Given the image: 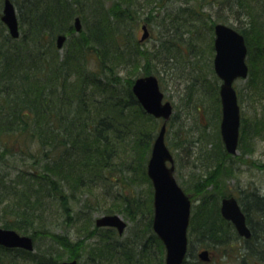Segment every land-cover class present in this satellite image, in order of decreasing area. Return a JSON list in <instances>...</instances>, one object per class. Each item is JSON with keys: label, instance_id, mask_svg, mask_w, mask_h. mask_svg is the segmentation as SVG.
Listing matches in <instances>:
<instances>
[{"label": "trees", "instance_id": "obj_1", "mask_svg": "<svg viewBox=\"0 0 264 264\" xmlns=\"http://www.w3.org/2000/svg\"><path fill=\"white\" fill-rule=\"evenodd\" d=\"M22 1L24 8L18 5L19 37L0 33V165L5 166V172L0 169V221L2 227L29 234L34 241L41 235L49 237L58 247L34 252L0 245V264H18L9 259L12 256L29 264H60L63 249L67 250V259H78L79 243L45 228L47 217L53 207H58L60 214L74 223L75 216L83 213L72 207L76 193L112 181L128 185L126 190H117L116 197L121 205L118 211L137 223L134 238L128 246L123 245L109 233L116 235V230L93 224L86 235L94 234L99 245L87 250V259L92 263L117 258L124 264H165L164 246L151 225L152 189L144 206L129 190L128 181H133L135 174L150 185L146 163L158 130L157 119L144 111L133 94L132 83L137 76L154 73L151 68L155 63L165 71L184 69L189 64L200 69L199 56L204 52L202 48L194 50L192 45L203 35L199 26L190 24L202 20L201 25H205L207 13L198 7V0H190L194 2L179 7L174 15L165 8L169 0H146L150 1L146 3L150 11L144 18L135 15V0H115L107 9L105 0ZM236 1L249 9L256 5ZM88 9L98 16L94 24L77 33L71 21L80 13L86 22L84 11ZM161 9H165L164 14L155 19L152 12L159 14ZM259 17L258 13L249 15V22L236 29L243 34L248 48V79L263 90L264 20ZM141 20L148 24L157 21L158 25L164 21L167 31L174 33L161 36L159 44L142 47L136 36ZM209 20L207 27L213 30L216 21ZM61 33L68 35L62 53L54 42ZM185 34L188 37L182 40ZM212 51L213 42L205 52ZM119 67L129 71L123 81ZM206 82L215 87L220 118L218 90L211 80ZM262 108L264 118V104ZM206 157L217 165L214 172L211 169L205 175L209 179L206 187L214 186L205 190L206 179L197 185L200 202L191 209L188 238L197 232L206 246L227 247L233 225L221 216L219 201L230 192L215 183L225 184L222 177L231 174V167L225 166L231 155L224 149L219 129L215 147ZM250 197L248 204L240 201L252 235L233 250L240 264H264V194L252 192ZM138 215H145L144 219ZM82 219L92 220L88 216ZM131 245L138 253L130 249ZM188 252L189 247L182 264H199L198 259L193 263L187 259Z\"/></svg>", "mask_w": 264, "mask_h": 264}, {"label": "rangeland", "instance_id": "obj_2", "mask_svg": "<svg viewBox=\"0 0 264 264\" xmlns=\"http://www.w3.org/2000/svg\"><path fill=\"white\" fill-rule=\"evenodd\" d=\"M114 1L115 0H105L104 6L106 9ZM150 1L152 2L153 0ZM12 2L16 8L18 18V5L24 8V3L22 0H12ZM86 2L88 1L85 0L84 3ZM148 2L146 0H135V3L138 5L135 15L138 14L141 18L148 16V12L150 11L148 9L150 6L146 5ZM193 2L194 1L190 2V0L188 2L186 0H169L165 8L170 15H174L179 7H187L188 4ZM198 2H200L198 7L207 13L209 19L216 22H223L234 28H242L246 25L247 22H249V15L252 17L253 14L258 13L260 16L259 18L264 20V0L263 3L260 2L261 5L263 4L261 7L259 2L257 3L254 2V0H247V3L256 4L255 8L251 9L247 6L242 7V5L237 3L236 0H198ZM98 5L101 7V4ZM2 8L3 0H0V16L2 14ZM79 9L83 10L81 7ZM164 10L165 9H161L159 14H157L156 11H153L152 15H155V19L156 15L157 18L162 17L161 15L164 14ZM247 12H249L248 16ZM75 16L80 17L82 27L87 29V26L94 24V18H97L98 14L93 13V10L90 12L89 9L88 11H84V16L87 17L86 22H84L80 13ZM206 17L204 19V21H206L205 25H201V23H203L202 20L195 21V23L190 24L199 26L200 32L203 35L202 39H197V44L192 45L194 50L202 48L201 50L204 52V55L201 54V56H199V63L201 64L200 69H198V67L194 68V64H189L184 69L181 67H173L174 69L172 68L165 71L162 69L160 64L157 68V63L152 65L151 68L152 71L154 70V73L151 74L158 78L159 86L163 92L164 99L169 100L173 105L174 110L172 116L167 122L165 143L174 156V176L177 182L184 189H188L186 191L190 194L193 202V208H195V205L200 202L201 191H197V185H202L206 179V183L203 188L205 190H211L214 184H210L206 187L209 184V179H207V176L205 175L209 173L211 169L212 172H214L217 167V165H214L216 163H214L215 160L213 161V159H208L206 157L208 150H212L215 147L216 133L218 132L220 122L218 105L216 104L215 99V87L213 84L207 85L208 82L206 81L207 79L211 80L218 90L221 80L217 77L213 69L214 50L211 53L205 52L206 50H209V47L213 42V39L210 40V38H214L213 30H209L210 28L207 27L210 20ZM73 20L74 18L71 21L72 24ZM142 22L146 25L147 30V36L141 43L142 47H152L159 44V42H161V36H170L174 33L173 31H167V27L163 25L165 24L164 21H162V24L160 25L157 24V21L154 24H148V22L141 20V23ZM140 24L136 32V36L139 39H141L143 34ZM2 26H4V28ZM19 31L21 33L20 26ZM0 33H8L6 26L1 21V18ZM187 37L188 34H185L182 40H186ZM54 42L56 43V36L54 38ZM65 47L66 44H64V46L60 49L61 53L64 51ZM206 56L207 58H205ZM163 57L165 58V56ZM192 59L195 63V57L193 54ZM143 70L144 69H141L139 73L143 72ZM118 72L122 81L129 76V71L122 70L120 67ZM215 77H217V79ZM251 80L252 78L248 79V77L237 78L233 82L240 107V135L242 125L244 126V133L241 135V139L239 138L237 153L226 159L225 166L231 167V174H227L222 177V179L225 177V184L222 182H219V185L215 183V186L217 187L225 186L223 191L233 192V194L245 202V204L250 203L249 200L251 198V192L261 195L264 194V118L262 108L264 104V89L262 90L260 87L253 86L256 81L252 83ZM161 121V119H157L158 129ZM157 132H155V134H157ZM17 163L20 164L19 162ZM0 169L5 172L4 165H0ZM128 182L130 183L129 190L131 189L132 194L134 192L137 200L139 199L142 202L141 205L144 206V204L147 203L145 199H147L148 194H150V188L152 189L153 195L151 182L150 187L149 182L144 181L143 178L140 179L138 174L134 175L133 181L129 180ZM127 186V183L126 185H123L120 181L102 182L97 186L90 187L88 191L76 193L78 197L72 203V207L74 210H78L80 212L82 211L83 213L75 216V222L70 223L60 214L58 207H53L52 213L50 212V215L47 217L49 223L45 226V228L50 229L58 235L67 236L72 242L79 243L78 252L80 256L78 258V264H124L122 261H117V258H113L110 261L103 260V263H92L89 261L87 259V250L96 249L97 245H99V241L96 240L94 234H92V236L86 235V231L93 227L96 217L103 214L116 213L127 221V227L122 235H119L117 232L115 235L111 231L112 228H110L111 232H108L115 236V242H123V245L126 246L130 244L131 240L134 238L137 223L136 221L134 222L127 218L122 211H118L120 210L118 208L121 207V205L118 203V198L116 197L117 190H126ZM86 188L88 187H85V189ZM1 212L2 205L0 206V220H2L1 217L3 216ZM83 216H88L92 220L85 222V220L82 219ZM138 216L139 219L142 220L145 215ZM0 227H2L1 221ZM143 239L144 238H142V241ZM54 243L49 237L41 235L34 241V252H42L44 249L54 251V249L58 247V243ZM145 243L147 248H150V244L147 242L146 238ZM240 243L241 238L240 240L236 239L234 237V232L230 231L229 246L214 248L212 246H206V242L200 239L199 234L197 232H192L191 238L189 237V254L187 259L190 260L191 263L197 259L199 260L197 256L198 252L204 248H208L210 250V261L203 262L199 260V264H240L236 259L235 250H233V248L240 246ZM132 247L133 245H131L130 249H134ZM119 250L121 252L123 251L122 248ZM134 250L138 253L137 247H135ZM67 254V250L63 249V260L67 259ZM115 256L119 257V254H116ZM123 257L124 256L121 254L120 259L122 260ZM9 259L18 262V264H29V261H20L19 257L17 258L12 256L9 257Z\"/></svg>", "mask_w": 264, "mask_h": 264}, {"label": "water", "instance_id": "obj_3", "mask_svg": "<svg viewBox=\"0 0 264 264\" xmlns=\"http://www.w3.org/2000/svg\"><path fill=\"white\" fill-rule=\"evenodd\" d=\"M0 18L8 28L10 36L17 38L19 25L11 0L3 1ZM73 25L77 32L81 31L82 24L78 16L75 17ZM142 28L144 32L141 39H144L147 36V30L145 25ZM65 38L64 34L57 36L58 48L63 46ZM214 50L213 67L222 80L219 89L222 106L220 133L226 151L235 154L239 138L240 113L236 91L232 84L235 78L247 76L248 66L245 61L247 46L243 34L220 22L214 25ZM132 91L147 113L163 118L146 164V172L153 186L152 228L165 247V264H182L188 243L186 232L191 201L174 177L173 156L164 141L166 121L172 113V105L168 100L162 101L163 93L154 75L135 78ZM220 212L223 217L233 222L239 235L244 238L251 236L245 214L234 196L221 199ZM95 225L114 227L119 234H122L127 223L119 214L114 213L97 217ZM0 245L25 250L34 248L31 236L3 227H0ZM198 257L202 261H208L209 251L201 250ZM60 264H77V260H64Z\"/></svg>", "mask_w": 264, "mask_h": 264}, {"label": "flooded vegetation", "instance_id": "obj_4", "mask_svg": "<svg viewBox=\"0 0 264 264\" xmlns=\"http://www.w3.org/2000/svg\"><path fill=\"white\" fill-rule=\"evenodd\" d=\"M252 193V192H251ZM254 194H257V193H254ZM259 195H261V194H259ZM226 196H234L235 198H236V200H237V202H238V204H239V206H240V208H241V210L243 211V213L245 214V220H246V224H247V226L249 227V229H250V231H251V235H252V230H251V227H250V225L248 224V222H247V218H246V213L244 212V210H243V208H242V204H241V201H240V199L237 197V196H235L234 194H233V192H230L229 194H227ZM230 222V221H229ZM231 223V222H230ZM263 226V225H262ZM235 230V228L233 227V232H234V237L236 238V239H239L240 240V238H241V243L242 244H244V240H248L249 238H243V237H241V236H239L238 234H237V232H236V230ZM237 234V235H236ZM239 237V238H238ZM251 237V236H250ZM209 251V250H208ZM69 259H76V258H69ZM77 260V263H78V259H76Z\"/></svg>", "mask_w": 264, "mask_h": 264}, {"label": "bare ground", "instance_id": "obj_5", "mask_svg": "<svg viewBox=\"0 0 264 264\" xmlns=\"http://www.w3.org/2000/svg\"><path fill=\"white\" fill-rule=\"evenodd\" d=\"M262 225H263V224H262ZM257 230H258V228H257ZM260 230H263V228L261 227Z\"/></svg>", "mask_w": 264, "mask_h": 264}]
</instances>
